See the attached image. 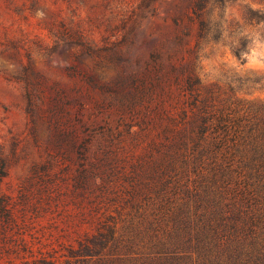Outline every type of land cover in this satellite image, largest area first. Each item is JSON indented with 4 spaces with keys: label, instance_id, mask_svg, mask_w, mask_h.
Masks as SVG:
<instances>
[{
    "label": "rangeland",
    "instance_id": "rangeland-1",
    "mask_svg": "<svg viewBox=\"0 0 264 264\" xmlns=\"http://www.w3.org/2000/svg\"><path fill=\"white\" fill-rule=\"evenodd\" d=\"M198 1L0 0V200L13 216L7 221L0 208V264L42 254L60 261L75 232L91 230L90 205L73 178L80 146L70 130L82 136L83 120L97 136L125 138L112 182L127 183L132 167L146 165L148 62L177 35L175 60L194 44L198 24L189 15ZM202 2L240 24L248 7L264 14V0ZM246 25L241 58L208 33L199 75L235 96L264 99V25Z\"/></svg>",
    "mask_w": 264,
    "mask_h": 264
},
{
    "label": "trees",
    "instance_id": "trees-1",
    "mask_svg": "<svg viewBox=\"0 0 264 264\" xmlns=\"http://www.w3.org/2000/svg\"><path fill=\"white\" fill-rule=\"evenodd\" d=\"M217 7L193 4L194 44L175 60L177 35L148 62L146 165L132 167L127 183L112 182L125 138L97 136L83 120L82 136L70 130L80 146L73 178L90 205L91 230L76 231L60 261L42 254L1 264H264V99L202 82L197 53L214 30L211 38L241 58L246 24L264 25V14L248 7L240 24Z\"/></svg>",
    "mask_w": 264,
    "mask_h": 264
}]
</instances>
